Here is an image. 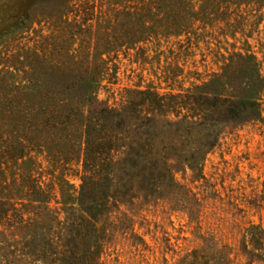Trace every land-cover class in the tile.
Masks as SVG:
<instances>
[{
  "label": "trees",
  "instance_id": "trees-1",
  "mask_svg": "<svg viewBox=\"0 0 264 264\" xmlns=\"http://www.w3.org/2000/svg\"><path fill=\"white\" fill-rule=\"evenodd\" d=\"M41 1L57 5L48 9L50 19L68 22L75 0ZM12 2L0 0V23L5 16L16 19V28H27L44 14L34 11L29 17V7L15 11ZM106 2L104 13L94 5L91 16L83 10V15L77 12L73 17L74 24H86L98 13L112 32L120 31V36L111 35L98 19L97 27L89 23L94 49L104 41L125 52L136 48L145 53L143 48L150 44L168 43L170 35L183 37L175 39L180 47L185 41L187 47L197 46L191 41L196 32L229 18L240 19L249 7L255 10L251 12L255 19L264 21V0ZM225 52L220 76L213 74L186 88H126L118 97L104 98L99 97L100 87L113 84L106 60L99 56L102 69H92L89 55H68L58 67L59 74L64 70L62 79L54 82L61 81L60 86L40 91L37 102L3 107V116L14 109L25 120L13 123L15 130L0 132V232L7 236L0 241V260L104 264L103 257L118 240L133 252L132 264H264V217L259 215L256 223L204 170L207 154L221 137L219 125L248 126L264 117V69L257 55L264 59V49ZM240 77L243 80L236 85L223 82ZM40 83V73L25 71L18 87L23 93ZM23 130L29 137L19 134ZM33 145L49 147L43 157L52 161L59 158L68 165L76 158L80 165L72 176L78 185L67 179L64 186L58 185L53 172L44 173L33 161ZM75 146L77 153L71 149ZM221 212L236 219L233 233L227 231L234 240L231 244H218L202 227L203 215L217 219ZM173 214L186 217L190 229H181L183 234L175 241L164 229L158 243L154 229H148L153 218L161 215L172 222ZM150 233L153 243L145 238Z\"/></svg>",
  "mask_w": 264,
  "mask_h": 264
},
{
  "label": "rangeland",
  "instance_id": "rangeland-1",
  "mask_svg": "<svg viewBox=\"0 0 264 264\" xmlns=\"http://www.w3.org/2000/svg\"><path fill=\"white\" fill-rule=\"evenodd\" d=\"M29 2L30 0H13L12 5L15 11L25 10L29 7L31 9L27 12L29 17H32L34 11L36 13L43 11L44 14L38 15V21L35 20L33 23L31 21L27 28L21 25L16 28V19L4 16L0 23V132L15 130L12 128V124L25 120L21 117L20 112L19 116L15 114L14 109L10 111L8 117L3 116L1 113L3 107L23 105L28 101L37 102L41 97L40 91L44 92L50 86L61 85V81L54 82L58 77L62 79L64 70L59 74L60 68L58 69V67L68 58V55H89L88 61H90L92 69H102L99 66V56L106 60V66L112 69L109 79L113 81V84H108L105 88L100 87L99 97L104 98L112 94L118 97L126 88H144L146 86L165 88L176 87V85L186 88L193 82L199 83L200 80L211 79L213 74L220 76L221 65L227 56L225 51H231L233 48H248L251 51H258L259 48L264 49V21L252 16L255 10L251 7L244 9L245 13L240 19L229 18L225 22H217L196 32L198 35L191 41L197 46L187 47L185 41L181 42L184 45L180 47V43L175 39H183V37L170 35L168 43L160 41L150 44L143 48L145 51L143 53L142 50L136 48L125 52L124 48H117L118 45L112 46L111 44L108 46V43L104 41L99 44L98 49H94L93 30L88 29L89 23L92 24V28L94 25L97 27L95 21L98 19L97 23L100 27H108L107 33L121 35L118 30L112 32L111 27L109 28V25L98 13L93 20H88L86 24H82L84 22L78 18L77 20L80 22L76 21L75 24L78 23V25L75 26L74 14L80 12L83 15L84 10V13L88 12V16H91L90 12L94 5L104 13L108 7L106 0H75L74 5L69 8L72 13L68 12L67 14L68 22H65V18L63 20L50 19L48 9L56 7V4L51 5L49 2L36 0L27 6ZM88 2L93 3V6H90ZM86 6L89 7L86 8ZM56 12L52 13L56 14ZM111 17L114 18L113 14ZM3 23L5 29L1 30ZM234 31H237L236 36L232 37ZM108 41L110 43V36ZM257 55L258 58L260 57L261 69H264V59L260 54L257 53ZM44 58L47 60L44 61ZM33 70L37 76L40 73L42 83L31 84L24 89L23 93H20L22 89L21 85L18 87V83L22 75L25 71ZM240 80H243L242 77L233 80L224 78L223 82L225 85L228 83L236 85ZM110 85L111 87H108ZM219 126L222 131L221 137L207 154L208 159L205 161L204 170L208 173L207 175L212 173L208 176L210 181L217 182L218 185L221 183L223 195L236 199L251 219L256 223L260 222L259 215L264 217V117L261 122L248 126L239 124L234 126L226 123ZM80 131L81 126L78 125L74 131L77 138L80 136ZM19 134L27 135L26 138L29 137V134L24 130L19 131ZM39 143L43 144V142ZM25 145L30 144L25 142ZM60 145L68 149L66 143ZM30 147L35 150L32 153L33 161L39 162L44 173L46 171L53 172L55 177L52 179L58 185L64 186V179L78 185V180L72 176L80 165L76 158L67 165L60 162L59 158L55 161L47 157L44 158L43 155L51 151L47 146L33 145ZM71 149L77 153L76 146ZM218 215L217 219L210 215H203L201 218L202 227L214 234V239L218 244H231L234 240L231 239V235L227 234V231L233 233L236 219L233 214L230 216V214L221 212ZM171 221L168 222V219L161 215L153 218L148 229L149 232L154 229L156 237H159L158 243L162 242L161 236L164 229L168 232V238L172 237L171 241H175L176 237L183 234L181 229H190L186 223L188 222L186 217L180 219L173 214ZM5 237H7L6 234L0 232V241H3ZM233 237L236 238L237 235L232 234ZM145 238L153 243L151 233ZM0 246H3V242H0ZM112 247L113 250L111 248L110 254L103 257L104 264H132L134 262L133 252L129 246L121 242L118 244V240H116V244ZM12 262L17 264V257L0 260V264H13ZM149 262L151 261L149 260Z\"/></svg>",
  "mask_w": 264,
  "mask_h": 264
}]
</instances>
